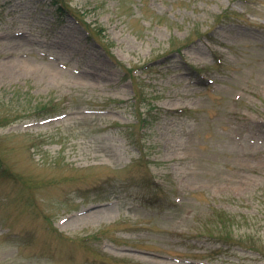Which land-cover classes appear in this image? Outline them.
I'll return each mask as SVG.
<instances>
[{
  "label": "rangeland",
  "instance_id": "obj_1",
  "mask_svg": "<svg viewBox=\"0 0 264 264\" xmlns=\"http://www.w3.org/2000/svg\"><path fill=\"white\" fill-rule=\"evenodd\" d=\"M0 264H264V0H0Z\"/></svg>",
  "mask_w": 264,
  "mask_h": 264
}]
</instances>
